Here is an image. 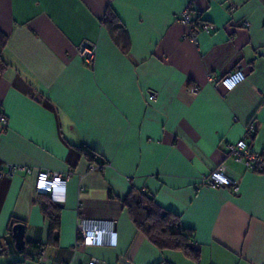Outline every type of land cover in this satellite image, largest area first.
<instances>
[{
  "label": "crops",
  "instance_id": "crops-1",
  "mask_svg": "<svg viewBox=\"0 0 264 264\" xmlns=\"http://www.w3.org/2000/svg\"><path fill=\"white\" fill-rule=\"evenodd\" d=\"M189 3L194 18L214 26L196 44L176 20ZM106 9L127 31V56L101 22ZM0 31L8 64L0 167L34 169L0 178V264H38L32 243L42 244L46 264H264V172L228 158L237 193L196 189L248 123L252 148L264 149V0H0ZM84 41L95 46L90 65L76 55ZM238 68L235 87L218 83ZM80 145L104 165L90 170ZM40 169L68 174L56 245L45 244L34 192ZM130 191L179 216L198 263L146 239L122 205ZM79 218L112 221L115 244L73 252ZM13 221L24 226L26 258L14 247Z\"/></svg>",
  "mask_w": 264,
  "mask_h": 264
},
{
  "label": "built area",
  "instance_id": "built-area-1",
  "mask_svg": "<svg viewBox=\"0 0 264 264\" xmlns=\"http://www.w3.org/2000/svg\"><path fill=\"white\" fill-rule=\"evenodd\" d=\"M230 11H234L235 7L231 6ZM176 20L185 27L184 38L196 44L197 36L201 32H209L214 30V26L205 22H200L194 18L190 11V3L182 9L177 15ZM248 25L247 22L244 23ZM77 57L86 65L92 64L95 57V46L87 41L81 42L76 47ZM210 82L213 81L211 75H207ZM244 74L240 68L225 74L218 83L224 85L227 89L235 87L242 79ZM196 88H192V92H196ZM149 101L156 99V92L150 91L147 95ZM264 99V96H263ZM0 125L6 126V119L0 113ZM0 127V131L3 130ZM253 127L248 123L244 129L241 138L233 143H224L226 156L212 171L202 176L197 185L199 187L209 188H229L232 193L238 192V185L232 171L225 164L226 159H231L234 163L240 164L243 168L250 172H264V149L255 151L251 145V136ZM102 165H90V170H97ZM34 169L29 166L19 164H5L0 167V178H11L16 174L30 175ZM68 174H60L51 170L40 169L35 171L34 192L36 195L46 196L54 204H62L65 199V186ZM114 232L112 221L103 219H87L79 218L76 224V238L71 246V250L76 252L78 249L86 246H105L114 245ZM36 262L38 264H46L44 250L41 248L37 252ZM59 264H65L63 262ZM87 264H96V260L91 258Z\"/></svg>",
  "mask_w": 264,
  "mask_h": 264
},
{
  "label": "trees",
  "instance_id": "trees-1",
  "mask_svg": "<svg viewBox=\"0 0 264 264\" xmlns=\"http://www.w3.org/2000/svg\"><path fill=\"white\" fill-rule=\"evenodd\" d=\"M101 22L106 28L111 41L123 55L127 56L130 50L129 37L126 29L119 22L114 12L106 9ZM6 41L7 35L0 31V76L8 68V64L4 61L2 53ZM77 150L88 160L90 165H104V161L94 150L83 145L78 146ZM37 202L44 218L48 222L45 244L56 245L60 228L59 215L61 209L44 195H37ZM122 205L135 227L158 249L180 251L187 259L195 263L199 262L200 251L192 243L193 232L191 229L182 227L177 214L160 207L152 197L134 191L128 193ZM16 224L15 221L12 222V226H10L11 230ZM29 245L36 247L37 251L42 248V244L38 243ZM19 253L25 255V250L23 249ZM8 264H25V259ZM158 264L170 263L162 261Z\"/></svg>",
  "mask_w": 264,
  "mask_h": 264
},
{
  "label": "water",
  "instance_id": "water-1",
  "mask_svg": "<svg viewBox=\"0 0 264 264\" xmlns=\"http://www.w3.org/2000/svg\"><path fill=\"white\" fill-rule=\"evenodd\" d=\"M60 209L63 207L62 204H56ZM12 240L14 242V247L17 251H22L24 249V226L22 224H16L12 227Z\"/></svg>",
  "mask_w": 264,
  "mask_h": 264
}]
</instances>
